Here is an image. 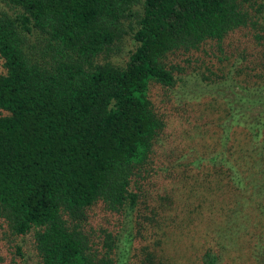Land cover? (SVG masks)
<instances>
[{"label":"trees","instance_id":"1","mask_svg":"<svg viewBox=\"0 0 264 264\" xmlns=\"http://www.w3.org/2000/svg\"><path fill=\"white\" fill-rule=\"evenodd\" d=\"M249 1L0 0V264H25L6 236L28 232L35 264L130 263L141 172L172 122L160 96L188 79L171 65L184 58L210 68L199 80L225 107V141L207 161L236 190L249 184L246 203L264 217V161L243 173L246 162L225 155L235 125L264 150V54ZM124 37L133 46L116 63ZM232 49L251 64L246 80L233 62L215 69ZM255 233L252 256L264 264ZM143 249L139 264H161ZM222 260L218 249L200 254L201 264Z\"/></svg>","mask_w":264,"mask_h":264},{"label":"rangeland","instance_id":"2","mask_svg":"<svg viewBox=\"0 0 264 264\" xmlns=\"http://www.w3.org/2000/svg\"><path fill=\"white\" fill-rule=\"evenodd\" d=\"M245 12L249 23L258 31L257 48L261 49L258 53L263 55L264 0H250ZM132 46V40L124 37L114 47L110 59L122 63ZM230 53L235 56L230 60L217 55L219 66L215 69L225 70L233 62L234 73L242 68V73L237 75L239 79L251 75L245 70L251 64L244 62L242 50L232 49ZM171 65L183 76L188 75V79L177 84L171 93L160 96V101L168 105L172 122L152 160L141 172L137 205L131 217L134 241L129 264L140 263L144 247L157 250L161 264H201L200 254L207 248L220 251L222 264H258L252 248L255 231H264V217L251 212L246 203L249 193L243 190L249 184L248 188L236 190L228 172L207 161V157L222 149L225 141V107L206 89L205 80H199L201 75L209 74L210 68L185 58ZM249 140L247 132L235 125L225 142L227 159L240 164L246 162L245 166L241 165L243 173L252 169L254 160H260L259 164L264 161V150ZM197 159L203 160L196 164ZM258 173H252L254 178ZM259 186L264 187V179H259ZM13 239L21 244L25 264H35L30 233L21 237L7 234L6 241Z\"/></svg>","mask_w":264,"mask_h":264}]
</instances>
